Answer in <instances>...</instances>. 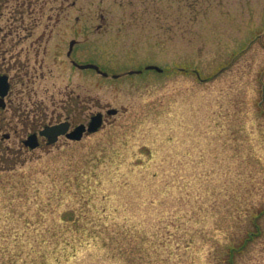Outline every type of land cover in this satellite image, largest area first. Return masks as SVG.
Instances as JSON below:
<instances>
[{"label":"rangeland","instance_id":"1","mask_svg":"<svg viewBox=\"0 0 264 264\" xmlns=\"http://www.w3.org/2000/svg\"><path fill=\"white\" fill-rule=\"evenodd\" d=\"M70 2L0 0V264H229L256 222L232 262L264 264V0H79L48 22ZM98 112L80 141L21 145Z\"/></svg>","mask_w":264,"mask_h":264},{"label":"water","instance_id":"2","mask_svg":"<svg viewBox=\"0 0 264 264\" xmlns=\"http://www.w3.org/2000/svg\"><path fill=\"white\" fill-rule=\"evenodd\" d=\"M79 69H92L96 73L100 74L102 77H107V73L102 72L98 69L97 66L92 64H86V65H76ZM144 70H154L156 72H161L162 69H160L157 66L154 65H148L144 67ZM141 70L136 71H129L127 74H140ZM119 75H111V78L116 79ZM8 91V83L7 78L5 76H0V106H3V97L6 95ZM115 109H110L106 111V115L111 116L116 114ZM103 125V116L101 113L93 114L88 123L86 125L79 124L77 125L73 130L68 132V124L67 123H60L57 125L52 126H46L44 127L40 132L39 135L41 137H44L47 140V144L51 145L54 144L59 136H65L66 139L70 141H79L83 134L90 135L95 132H97ZM25 145H27L30 149H34L38 146V143L36 142V138L34 135L28 136L26 141L24 142Z\"/></svg>","mask_w":264,"mask_h":264},{"label":"flooded vegetation","instance_id":"3","mask_svg":"<svg viewBox=\"0 0 264 264\" xmlns=\"http://www.w3.org/2000/svg\"><path fill=\"white\" fill-rule=\"evenodd\" d=\"M78 1L79 0H71L70 3H66L65 5H64V3H57L56 6H52L51 9L53 10V15L48 17V22L53 24L54 27H57L63 21L64 17L61 15V12L65 9V7L73 8V7L77 6L78 3H76V2H78ZM39 4H40L41 9H43L46 6V3H39ZM89 19H90L89 16L88 17H84V21H83L84 25L82 27V30H83L84 33H89L90 30H91V28H90V20ZM100 19H101L102 22H104L103 16H100ZM73 20L75 22H79L80 21L79 17H73ZM97 29H100V26H98ZM86 36H84V38H86ZM77 45H78V41L76 40V38H71L68 41L67 49H66V53H65L67 58H69L70 56L74 55L75 47ZM84 64L85 63L77 62L76 60H73V59L71 60V66L73 68H76V69L81 70V71H84V70H87V69H79V68H77L76 65H84ZM88 70H90V69H88ZM0 76H5L7 78V83H8V91H7L6 95L3 97V106H0V112H2L6 108L5 98L9 95V92H10V89H11V79H10L7 71H4V72L0 71ZM61 122L68 124V131L72 130L75 127V126L71 125L69 117H64V119L58 121L57 123H53V124L52 123H44V122H41L40 120H36V121L30 122L29 123L30 124V130H28L26 138L21 141V145L23 146V148H25L27 150H30V151L31 150H35V149H30L27 145L24 144V142L26 141L28 136L34 135L35 138H36V142L38 143L37 148L40 146L41 143L46 144L48 146H51V145L47 144V140L44 137H41L39 135V132L46 126L57 125V124H59ZM82 124H86V123H82ZM4 126L5 125L2 123V120H0V131L3 129ZM59 138H64L65 139L64 136H61ZM8 139H9V134L8 133L1 134L0 135V144H1L2 141L8 140ZM58 139H57V141H58ZM54 144H52V145H54Z\"/></svg>","mask_w":264,"mask_h":264},{"label":"trees","instance_id":"4","mask_svg":"<svg viewBox=\"0 0 264 264\" xmlns=\"http://www.w3.org/2000/svg\"><path fill=\"white\" fill-rule=\"evenodd\" d=\"M257 219V218H256ZM254 230L250 233L246 234V238L241 242V245H239L238 247H232L229 248V252H228V257H229V264H234L232 262V259H234V257L236 256L235 253L237 252V250H241L243 247H245V244L247 243V241L251 240L252 237L256 236L257 232H258V222L254 223Z\"/></svg>","mask_w":264,"mask_h":264}]
</instances>
